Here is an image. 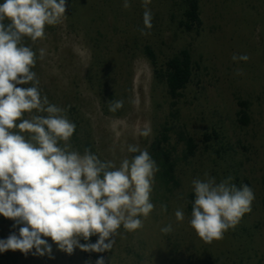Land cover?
<instances>
[{
  "label": "rangeland",
  "instance_id": "374dc122",
  "mask_svg": "<svg viewBox=\"0 0 264 264\" xmlns=\"http://www.w3.org/2000/svg\"><path fill=\"white\" fill-rule=\"evenodd\" d=\"M129 2L125 9L123 0H66L64 20L46 26L45 38L35 43L24 38L37 54L32 70L41 94L76 124L72 150L83 154L89 144L99 159L118 167L138 154L127 151L135 144L147 149L159 168L150 194L153 211L142 218L143 227L118 229L104 264H264V0H199V33L181 26L188 0H151L150 29L144 28L142 0ZM146 47L154 52L158 68L181 51L190 52L193 76L177 100L155 77ZM40 49L45 50L43 59ZM233 54L249 59L234 62ZM111 100H123V107L110 111ZM241 110L248 124L241 122ZM145 128L151 130L148 136L141 134ZM187 137L196 145L188 158ZM156 145L175 165L169 182ZM205 173L217 182L232 177V183L248 185L255 196L251 211L211 244L189 224L192 181L205 179ZM177 209L184 211L182 222L176 220ZM13 225L0 215V240L19 235L23 225ZM167 225L172 231L161 232ZM45 239L52 245L51 256L9 249L0 252V264L97 262L84 257L79 247L68 254Z\"/></svg>",
  "mask_w": 264,
  "mask_h": 264
},
{
  "label": "clouds",
  "instance_id": "9594fccd",
  "mask_svg": "<svg viewBox=\"0 0 264 264\" xmlns=\"http://www.w3.org/2000/svg\"><path fill=\"white\" fill-rule=\"evenodd\" d=\"M150 3L142 0L145 29L152 27ZM122 6L129 8V0H123ZM66 10V0L0 3V215L14 221L13 227L23 225L19 235L0 240V252L11 249L28 254L35 249L34 255L51 256L52 245L45 239L50 237L68 254L77 247L103 253L112 249L121 226L127 231L143 227L142 218L154 209L150 194L159 168L147 149L129 144L127 151L138 154L124 158L118 167L87 148L83 154L72 150L75 123L65 109L41 94L32 70L37 54L24 38L33 43L45 38V27L61 23ZM44 54L40 49L39 58ZM248 59L247 55L232 56L234 62ZM123 103L111 100L109 110L114 112ZM150 131L145 128L141 134L148 136ZM205 177L192 181L195 199L189 224L211 244L251 211L255 196L248 185L232 183V177L220 182L207 173ZM184 216L182 209L175 211L178 222ZM171 231V225L161 228L163 233ZM93 235L98 236L95 243H80ZM96 264H104L103 258Z\"/></svg>",
  "mask_w": 264,
  "mask_h": 264
},
{
  "label": "trees",
  "instance_id": "16d2710c",
  "mask_svg": "<svg viewBox=\"0 0 264 264\" xmlns=\"http://www.w3.org/2000/svg\"><path fill=\"white\" fill-rule=\"evenodd\" d=\"M182 28L187 32H200L202 27V19L200 16V4L199 0H188L187 8L184 12V19L181 22ZM145 54L150 60L152 66L154 67L155 77L164 81L167 86V92L171 99L177 100L181 96V92L186 89L188 84L191 82L193 76V62L191 54L188 50H183L179 54L170 58L164 65V68L157 67V58L150 47H146ZM108 112V110H106ZM119 112V111H118ZM241 122L248 124V116L244 110L240 111ZM76 125V124H75ZM77 131V128L75 129ZM187 145L186 157H192L195 155L196 145L191 137L185 139ZM89 149L92 153L93 150L89 144H86L83 149ZM156 155L161 162V167L163 168V176L166 182L173 180L174 173V163L171 162L170 156L160 149L159 145L154 147ZM82 151V149L80 150ZM98 239L97 235L90 237L88 241L82 239V244L85 243H95ZM84 257L90 258L97 261L99 258H105L106 252L96 253L90 251H82Z\"/></svg>",
  "mask_w": 264,
  "mask_h": 264
}]
</instances>
